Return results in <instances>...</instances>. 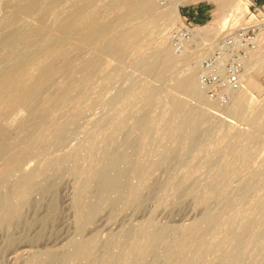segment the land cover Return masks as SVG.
<instances>
[{"label":"bare ground","instance_id":"bare-ground-1","mask_svg":"<svg viewBox=\"0 0 264 264\" xmlns=\"http://www.w3.org/2000/svg\"><path fill=\"white\" fill-rule=\"evenodd\" d=\"M27 1L20 6L19 13H36V15L38 13V20L41 21L51 18L56 20L58 36L48 37L47 35L50 34H45V37H41L35 43L32 42L33 38L29 42H22L21 50L14 49L16 41L22 37L24 28L19 23L18 14H14L9 19L8 26H4L8 27L5 29L7 31L0 36V50L10 48V51L3 57L0 53V66L2 67H0L2 69L0 70V226L22 222L25 210L34 204L37 205L36 202L31 201V194L35 190L42 194L52 193L64 173L72 170L78 173L73 200L78 210L76 217L79 220V227L78 224L77 227L83 231L93 222L102 206L115 209L120 202L132 201L139 204L147 198V193L141 192L140 187L145 186L148 168L146 163L136 161L133 156L145 149L147 143L152 142L151 123L156 120L155 117L143 114L134 119V122L138 124L134 129L138 131L143 142L127 135L121 143H117L111 134L104 135L106 137L98 144L91 139L95 131L92 133L90 130L85 136L91 140L85 146L83 153L80 149L84 144L79 143L71 153L49 157L44 164L36 163L31 171L22 173L14 183L9 182L8 176L30 153L39 155L48 153L51 149L60 148L75 133L80 112L79 109L70 110L71 105H79L93 92L97 93L89 84L93 77L108 79L119 70L115 67L113 73L99 75L98 71L103 64L104 56H111L118 63L123 62L131 49L146 43L153 28L158 27L161 22L165 28L171 26L180 17L179 4L188 3L190 0L169 2L164 5V9L158 8L153 0H135L128 6L124 4L125 7L116 17L94 23L92 27L83 29L86 18L93 10H98V0H80L75 8L61 12L57 18L59 5L65 0ZM244 8L247 9L245 3ZM220 18L221 14L218 13L216 19ZM122 24L126 25L123 30L120 28ZM203 27L205 25L201 27V30ZM218 30L220 29L215 32ZM19 40L21 42V39ZM89 47L93 48L94 52L86 56L83 49ZM199 58L200 54L197 52L191 59H188V71L183 77L176 79V86L195 98H199L201 93V85L195 74ZM253 58L246 67L244 86L236 92L233 104L229 105L227 110L233 112L235 105L240 104L243 97H241L242 91L247 90L246 84L253 85L249 70L254 65ZM172 59L173 56L167 49L162 48L143 55L136 65L144 72L154 73L157 79H161L172 68ZM30 64L33 66L29 67ZM174 77L176 78L175 75ZM126 79L133 83L134 88L138 84L131 75H128ZM155 92L156 89L152 85H147L141 98V105L149 106ZM122 98L123 94L110 97L109 109L116 110ZM170 104L169 118L165 120L166 125L171 118H177L185 108L182 100H172ZM67 112L70 120H61L63 113ZM114 113L111 116L97 118L94 123L95 127L101 128L109 125L114 130L120 129L122 122L118 110ZM8 115L9 119L6 121L5 117ZM206 120L207 115L203 110L191 108L189 113L177 123L178 125L176 124L178 128L174 133L176 146L183 144L187 150L197 147L201 139L200 125ZM176 146L164 148L158 164L168 161L169 153L176 154L178 152ZM83 155L91 161V165L81 170L79 160ZM177 155L182 158V154ZM37 174L41 175L40 178L36 177ZM132 176L137 178L136 181L131 179ZM217 182L207 190L209 195L217 190ZM150 183L147 185L149 189L154 187V183ZM256 183V180H253L243 185L236 196L228 194L217 196L216 207L207 208L201 218L192 222L184 233H179V230L177 232L167 224L154 226L148 220L139 229L124 228L118 235H110L104 241H99L95 236L88 239L79 238L62 252L54 249L46 250L43 255L35 259L33 264H71L72 261L73 264H88L81 262V259L87 258L98 249L102 264H114V262H119L118 264H264V202L255 203L251 215L240 218L244 210L243 205L256 188ZM188 191L190 192L188 186H181L177 192L182 195ZM208 196H201L200 200L206 203ZM48 208L49 211L53 210V201H50ZM227 210L231 211L228 215H226ZM38 221L45 222L44 219ZM172 230L175 231L178 239L181 234L184 236L180 244L176 242L175 236L171 239ZM136 234H142L146 238L147 244L143 249H137L132 242V237ZM209 236L215 238L210 240ZM161 246L165 248V255L164 259L159 261ZM176 252L182 253L184 258L177 260ZM210 252L218 253V256L213 261L203 263L205 254Z\"/></svg>","mask_w":264,"mask_h":264},{"label":"rangeland","instance_id":"rangeland-1","mask_svg":"<svg viewBox=\"0 0 264 264\" xmlns=\"http://www.w3.org/2000/svg\"><path fill=\"white\" fill-rule=\"evenodd\" d=\"M70 1L71 0L63 1L66 3L65 6L63 5L64 3L61 2L60 5L63 8L59 5V13H56V18L61 12L72 10L75 8L76 4H78L77 2H80V0ZM153 1L158 8L164 9V5L158 4L157 0ZM190 1L191 3L207 1L201 2L208 3L207 9L209 10L208 18L200 22L205 25L202 30L213 27L215 31L220 29L218 32L222 29L228 30L239 26L243 22L242 15L247 10L244 8V3L246 6L248 3L247 0H232V3L231 0ZM24 2L27 3L28 1L0 0V36L7 31L5 29H8V27H5L8 26V21L14 14H18L19 23L24 27L22 30V37L20 36L21 38H19L21 42L18 39L19 41L17 40L14 45L16 48L13 47L16 50H21V45L26 43V41H31L32 38V42L35 43L47 34H50L47 35L48 37L58 36L56 20L54 21L52 18L47 21L38 20V13L37 15L36 13L20 14L19 8L24 5ZM133 2H135V0H98V10H93L91 12V16L89 15L88 18H86L87 21H84L82 29L89 26L92 27L94 23L107 21L116 17L121 13L125 5L128 6ZM66 5H68V8ZM183 11L184 10L181 12L180 8V17H178L171 26H166L165 28V26H162L161 22L158 27L153 28L148 35L146 43H143L135 49H131L123 62L118 63L113 57L104 56L103 64L98 71L99 75L111 74L114 72L115 67H118L119 70L114 72L108 79L93 77L89 84L92 90L97 93L93 92L89 98L80 102L79 105H71L69 108L70 110L77 111L79 109L80 112L78 115V128L75 133L70 136L67 142L60 148H54L48 151V153L39 155L33 152L30 153L27 156L28 158L26 157L21 161L20 165L8 176L9 182L14 183L22 173L31 171L36 163L44 164L49 157H58L65 153H71L78 147L79 143L84 144L80 149V152L83 153L85 151V146L91 139H94L95 142L100 144L106 136L112 134L117 143H121L127 135L143 142L138 131L134 129L135 125H138L134 122V119L145 114L146 116L156 118V120L151 123L153 128V143H147L146 148L135 154L133 158L147 165L148 175L145 179V186L140 187L141 192L147 193V198L139 204L132 201L120 202L115 209L109 206H102L93 222L83 231H80L78 228L79 220L78 217H76L78 210L73 200L75 197L78 173L72 170L67 171L61 177L52 193L42 194L40 191L35 190L31 194V201L36 202L37 205L34 204V206H36L35 208L31 206L29 208L30 210H25L22 216V222L14 225L0 226V264H33L35 259L43 255L46 250L54 249L62 252L68 249L70 244L79 238L88 239L95 236L99 241H104L107 240L110 235H118L124 228L132 227L139 229L148 222V220H150L154 226L167 224L177 232L179 230V233H184L192 222L201 218L203 212L207 208L214 209L216 207L217 196L222 194L236 196L239 194L240 188L243 185L253 180L257 182L256 188L252 191L250 198L243 205L244 210L240 218L250 216L252 207L255 203L259 201L264 202V52L259 51L253 56L254 65L249 69L251 74L250 79H252L253 85L249 86L246 84L245 87L247 90L242 91L241 97H243L240 104L235 105L233 112L226 108L233 104V100L237 95L236 92L233 93L229 104L226 106H220L215 102L207 100L204 96L202 87L199 98L192 97L176 86V79L186 74L189 66L187 60L191 59L197 52L193 51L192 48L184 51L176 50L173 48L170 39V33L182 22ZM218 13L221 14L219 20L216 19ZM4 19L5 21H3ZM194 21L197 22L196 19ZM52 23H55L54 26ZM48 24L49 26H47ZM120 26L122 30L126 27V25L123 24ZM28 33L34 34H30L31 36H29ZM162 48L167 49L173 56V65L163 78L157 79L154 73L144 72L136 63L143 55L156 52ZM3 49L5 48L0 50L2 57L10 51V48L4 51ZM83 50L86 56H90L94 52V49L91 47L84 48ZM32 66V64L29 65V67ZM1 68L0 70L2 71ZM195 74L197 77V68ZM128 75H131L137 81L138 84L135 88L133 87V83L126 79ZM147 85H152L156 89V92L153 95L151 104L145 107L141 105V98ZM117 94H123V98L116 107L122 122V127L118 130H114L109 125H105L101 128L95 127L94 123L97 118L115 114L114 111L116 110L109 109L108 100L110 97ZM172 100L184 101L185 108L178 114L177 118H171L168 125H166L165 120L169 118L168 109ZM191 108L203 110L207 115V120L200 125L201 139L199 145L193 149L187 150L183 144L176 146L177 143L175 142L174 133L178 129L177 123L189 113ZM69 117L70 115L68 112L63 113L61 120L69 121ZM5 118L7 121L9 115ZM90 130L92 133L95 132L93 133V138L88 139L86 136ZM169 146H176L178 152L176 154L169 153L168 161L158 164L161 151ZM177 154H182V158H179ZM90 165L91 161L83 155L82 159L79 160V168L83 170ZM40 176V174L36 175L37 178H40ZM131 179L136 181L137 178L132 176ZM216 181H218L217 190L211 193L209 192V195L207 190ZM150 182L154 183V187L149 189L147 185ZM181 186H188L190 192L188 191L182 195L178 194V188ZM201 196H208V201L205 203L200 200ZM50 201H53L54 208L49 211L48 204ZM28 211H32L31 214ZM230 213V210L226 211V215ZM43 219L45 220L43 223L38 221ZM54 224L56 225L54 226ZM174 230L171 231V239L175 236ZM183 237L182 234L179 239L175 236V238H177L176 242L180 244L183 241ZM213 238L215 237H208L210 240ZM145 239L146 238L142 234H136L132 237V242L136 245L137 249L140 250L146 247L147 242ZM19 245L22 246L18 247ZM159 254V261H162L165 255L164 246L160 247ZM99 255L100 250L98 249L87 258L81 259V262L102 264ZM217 256L218 253H207L204 256L203 263L213 261ZM175 258L180 260L184 258V255L182 256V253L176 252ZM73 263L72 261L71 264ZM118 263L119 262H114V264Z\"/></svg>","mask_w":264,"mask_h":264},{"label":"built area","instance_id":"built-area-1","mask_svg":"<svg viewBox=\"0 0 264 264\" xmlns=\"http://www.w3.org/2000/svg\"><path fill=\"white\" fill-rule=\"evenodd\" d=\"M181 0H157L160 5ZM242 23L234 28L215 32L213 27L201 30L204 24L183 11L182 22L170 33L172 46L184 51L192 48L200 54L197 79L207 100L220 106L229 104L233 93L245 83L246 67L259 51L264 52V8L247 0ZM194 3H180V12Z\"/></svg>","mask_w":264,"mask_h":264},{"label":"crops","instance_id":"crops-1","mask_svg":"<svg viewBox=\"0 0 264 264\" xmlns=\"http://www.w3.org/2000/svg\"><path fill=\"white\" fill-rule=\"evenodd\" d=\"M252 1H254L258 6L264 8V0H252ZM201 2H207V1H201ZM201 2H197L191 6H188L184 10V12H187L190 15H193L194 17L199 16L200 13V16L203 18V20H206L209 16L208 13L209 10L207 9L208 3H201Z\"/></svg>","mask_w":264,"mask_h":264},{"label":"trees","instance_id":"trees-1","mask_svg":"<svg viewBox=\"0 0 264 264\" xmlns=\"http://www.w3.org/2000/svg\"><path fill=\"white\" fill-rule=\"evenodd\" d=\"M195 19L197 20L198 23H200L201 21H204L203 18L200 16V13H199V16H196Z\"/></svg>","mask_w":264,"mask_h":264}]
</instances>
